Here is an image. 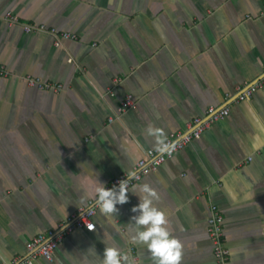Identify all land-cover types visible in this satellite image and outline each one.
<instances>
[{"label": "crops", "instance_id": "1", "mask_svg": "<svg viewBox=\"0 0 264 264\" xmlns=\"http://www.w3.org/2000/svg\"><path fill=\"white\" fill-rule=\"evenodd\" d=\"M11 13L17 23L8 24ZM77 36L58 47L48 32ZM0 263L25 253L36 234L94 201L104 184L132 171L152 138L183 131L208 106L229 115L137 183L182 245L178 264H216L209 206L223 217L227 264H264V86L236 102L239 88L264 75V0H0ZM27 77L61 84L38 89ZM135 104L122 113L121 102ZM97 213L95 229L65 236L52 261L100 264L105 245L155 264L129 239L138 198ZM83 199V202L81 200Z\"/></svg>", "mask_w": 264, "mask_h": 264}, {"label": "built area", "instance_id": "2", "mask_svg": "<svg viewBox=\"0 0 264 264\" xmlns=\"http://www.w3.org/2000/svg\"><path fill=\"white\" fill-rule=\"evenodd\" d=\"M5 21L8 24L17 23V18L11 13H6ZM23 31L29 32H48L53 36V44L58 47L63 40H76L77 36L73 33L66 31H57L54 28L46 29L44 26H36L31 24H24ZM7 72L3 66H0V77H5ZM27 84L30 87H36L38 89L52 90L59 92L62 90L61 84L41 82L30 77H27ZM264 86V75L258 80L254 81L250 85L241 87L238 89L236 102H242L250 99V97L261 87ZM135 104L131 96H126L121 102L118 109L119 113L133 107ZM229 115L228 107L217 108L212 105L208 106L207 111L202 117H195L191 122L188 123L187 127L183 131H177L171 133L167 140L172 144V150L164 154H158L153 149L145 151L143 158L139 159L134 165L133 169L129 173H122L112 178L107 184L111 187L117 183L120 179L128 178L131 174L130 184L139 182L145 175L155 171L161 164L167 159L171 158L175 153L182 150L187 144L193 139L199 137L205 130L209 129L211 125L222 120ZM94 201H90L87 206L80 207L73 213H71L64 220L58 222L53 228L34 235L25 244V253L11 259L10 262H1L0 264H40L39 258H43L47 261H52L54 258L55 251L58 245L62 242L65 236L69 235L77 229L89 230L86 223H94V216L97 213L93 212ZM210 213L207 217V233L212 243L213 255L216 264H227L229 259V251L225 247L224 236H223V217L218 211L216 205L211 204L209 206ZM130 261L131 264H139L133 249H130Z\"/></svg>", "mask_w": 264, "mask_h": 264}, {"label": "clouds", "instance_id": "3", "mask_svg": "<svg viewBox=\"0 0 264 264\" xmlns=\"http://www.w3.org/2000/svg\"><path fill=\"white\" fill-rule=\"evenodd\" d=\"M144 134L154 141V148L158 154H164L172 150V144L166 138L165 130L161 127L148 123ZM131 174L128 178H122L117 183L108 187L95 178L91 181L94 200L93 212L98 209L99 214L109 219H114V214L119 212L117 205L129 202V192L138 198V203L130 209L134 215L129 219V224L134 230L126 233L129 239L136 243L146 245L155 264H178L181 258V242L170 234L167 227L168 220L165 213L154 204L158 193L149 183L130 184ZM84 198H81L83 202ZM89 230L94 224L86 223ZM128 256L119 248L105 245L100 264H127Z\"/></svg>", "mask_w": 264, "mask_h": 264}, {"label": "bare ground", "instance_id": "4", "mask_svg": "<svg viewBox=\"0 0 264 264\" xmlns=\"http://www.w3.org/2000/svg\"><path fill=\"white\" fill-rule=\"evenodd\" d=\"M19 21V20H18Z\"/></svg>", "mask_w": 264, "mask_h": 264}]
</instances>
